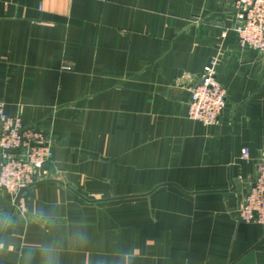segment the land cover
<instances>
[{"label":"crops","instance_id":"1","mask_svg":"<svg viewBox=\"0 0 264 264\" xmlns=\"http://www.w3.org/2000/svg\"><path fill=\"white\" fill-rule=\"evenodd\" d=\"M242 18L234 0H0V99L54 150L24 211L0 189V264H264V225L236 215L264 158ZM212 59L228 104L203 126L187 103Z\"/></svg>","mask_w":264,"mask_h":264},{"label":"built area","instance_id":"2","mask_svg":"<svg viewBox=\"0 0 264 264\" xmlns=\"http://www.w3.org/2000/svg\"><path fill=\"white\" fill-rule=\"evenodd\" d=\"M236 1L243 13V21L235 27L239 44L264 53V0ZM227 104V90L218 79L216 60L212 59L191 88L187 115L203 126H211L219 122ZM49 142L41 127L24 125L18 117L9 115L0 99V188L17 195L32 183L53 159ZM241 157L250 158L248 147L242 149ZM236 215L244 223L264 225V158L257 162L254 178Z\"/></svg>","mask_w":264,"mask_h":264},{"label":"rangeland","instance_id":"3","mask_svg":"<svg viewBox=\"0 0 264 264\" xmlns=\"http://www.w3.org/2000/svg\"><path fill=\"white\" fill-rule=\"evenodd\" d=\"M235 1V3H236V5H237V7H238V9L240 10V13H241V15L243 14L241 11V7L239 6V4H238V2L236 1V0H234ZM242 17H243V15H242ZM243 19V18H242ZM243 21V20H242ZM198 82V81H197ZM196 82V83H197ZM195 83V84H196ZM194 84V85H195ZM193 85V86H194ZM227 90V89H226ZM2 100V99H1ZM227 101H228V98H227ZM5 102V101H4ZM5 105H6V102H5ZM6 112H7V110H6ZM8 113V112H7ZM9 115H12V114H10V113H8ZM12 116H16V117H18L22 122H23V120H22V118L19 116V115H12ZM23 124L24 125H26L24 122H23ZM29 126V125H28ZM38 127H40V126H38ZM43 129V128H42ZM43 131H44V133L48 136V138H49V143L51 144V139H50V137H49V134L43 129ZM52 146V145H51ZM52 149H53V147H52ZM53 156H54V150H53ZM1 158V157H0ZM53 160V159H52ZM51 163H52V161H51ZM51 163L49 164V165H51ZM48 165V166H49ZM48 166H46V167H44L41 171H40V173L36 176V179L32 182V183H30L28 186H26V187H24V188H22L18 193H17V195H14V194H11L9 191H7L6 189H3V188H0V189H2V190H4V191H6L7 193H9L10 194V196H11V198L13 199V201H14V205H15V207H18V209L20 210V211H24L25 210V207H24V194H22V193H24L23 192V189H25V192L27 191V189L31 186V185H33V184H35L36 182H39V179L43 176V174L45 173V170L48 168Z\"/></svg>","mask_w":264,"mask_h":264},{"label":"water","instance_id":"4","mask_svg":"<svg viewBox=\"0 0 264 264\" xmlns=\"http://www.w3.org/2000/svg\"><path fill=\"white\" fill-rule=\"evenodd\" d=\"M22 194H25V189H23ZM255 261V257H254V252L251 251L250 253H248L247 255H245L242 259H240L237 263L235 264H253Z\"/></svg>","mask_w":264,"mask_h":264}]
</instances>
